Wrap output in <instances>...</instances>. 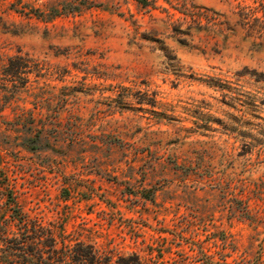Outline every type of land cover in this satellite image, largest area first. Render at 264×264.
<instances>
[{
  "label": "rangeland",
  "instance_id": "obj_1",
  "mask_svg": "<svg viewBox=\"0 0 264 264\" xmlns=\"http://www.w3.org/2000/svg\"><path fill=\"white\" fill-rule=\"evenodd\" d=\"M148 1L0 0V184L113 261L264 263V0Z\"/></svg>",
  "mask_w": 264,
  "mask_h": 264
},
{
  "label": "trees",
  "instance_id": "obj_2",
  "mask_svg": "<svg viewBox=\"0 0 264 264\" xmlns=\"http://www.w3.org/2000/svg\"><path fill=\"white\" fill-rule=\"evenodd\" d=\"M136 1L141 5H147L149 2ZM260 6L264 12V3ZM255 13V11L250 12V16L259 23L257 32L261 37L264 34V14L261 19L254 17ZM27 15L31 14L25 13V16ZM34 16H37V19L42 18V15ZM249 29L253 30L251 27ZM24 62L26 59L22 56L10 58L11 65L6 67L7 73L15 77L28 74L30 69ZM245 208L247 213H251L247 206ZM252 217L256 222L261 219L258 214ZM201 255L205 264H229L223 259L224 255L219 259L221 261H213L203 252ZM0 262L3 264H168V261L146 262L136 253L118 257L113 261L112 256L99 252L92 244L80 240L72 241L64 225L54 229L42 225L37 219H31L22 210L15 191L4 183L0 184ZM235 264L264 263L260 260L253 262L241 260Z\"/></svg>",
  "mask_w": 264,
  "mask_h": 264
}]
</instances>
